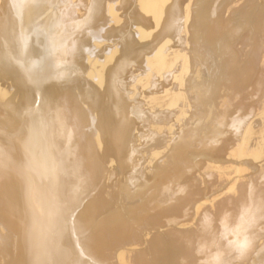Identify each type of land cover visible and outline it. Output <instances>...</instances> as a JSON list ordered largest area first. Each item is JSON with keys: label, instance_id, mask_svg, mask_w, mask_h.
Masks as SVG:
<instances>
[{"label": "bare ground", "instance_id": "1", "mask_svg": "<svg viewBox=\"0 0 264 264\" xmlns=\"http://www.w3.org/2000/svg\"><path fill=\"white\" fill-rule=\"evenodd\" d=\"M0 264H264V0H0Z\"/></svg>", "mask_w": 264, "mask_h": 264}]
</instances>
